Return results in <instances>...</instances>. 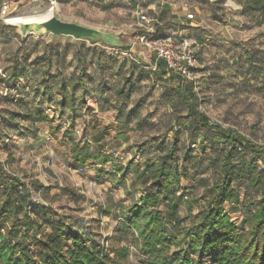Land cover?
Masks as SVG:
<instances>
[{
    "label": "rangeland",
    "instance_id": "obj_1",
    "mask_svg": "<svg viewBox=\"0 0 264 264\" xmlns=\"http://www.w3.org/2000/svg\"><path fill=\"white\" fill-rule=\"evenodd\" d=\"M12 1L13 13L22 10L31 13L38 9L44 11L51 4L50 0ZM138 1L141 6L136 10L130 5V0H115V7L108 9H102L96 2H57V9L67 18L124 32L133 41L130 50L104 48L88 42L79 45L63 41L50 43L47 38L35 35L24 39L16 25L0 19L1 65L12 69L14 65H22L25 57L30 62L43 55L38 62L43 70L48 60L46 55L49 54L50 73H55L50 93L41 85L33 96L34 100L43 101L54 120L42 123L41 136L34 138L26 122L22 120L19 127L15 123H8L2 116L0 158L8 169L30 183L34 198L53 205L61 213L82 217L108 249L129 246L132 264H152L139 253L132 241L135 231L131 228L123 230L119 223L118 205L130 202L124 187H114L107 174L103 176V181L97 180V168L103 167L101 164L93 162L83 167H74L71 145L64 136V130L67 127L77 139H88L95 148L97 143L91 139L100 132L103 135L101 145L115 155L116 162H128L130 159L143 160L144 155L139 151V146L144 145L146 153H149V138L152 135L172 141L174 130L182 129L179 135L180 163L189 167L190 175L184 178L180 193L198 198V202L193 205L194 212H197L210 195L205 186L220 178V172L208 164L207 156L213 155L211 141L203 138L201 129H192V121L183 104L179 103L175 107L161 96L166 85L174 83V80L167 77L155 81L157 70L153 65L156 54L139 37L144 30L139 13L146 12L150 19L146 24L151 25L160 18L156 10L151 11L153 8L142 6L155 2L170 6L166 9L167 17L163 19L167 30L178 31L189 40L193 39L200 47V83L196 90L201 99V108L214 120L223 122L225 126L239 128L252 140L263 145L260 152L249 151L246 154L261 169H264V79L253 76L246 48L264 51V24L257 25L250 15L243 14L242 6L236 0ZM201 35L206 36L200 39ZM81 50L85 51L86 71L84 82L76 89L78 107L74 114L72 109L62 110L57 104L61 95L58 64L64 66L67 74L74 73L77 76L83 65L77 54ZM101 50L111 52L102 55ZM27 52L29 54L25 56ZM15 69L20 70L19 67ZM133 71L138 81L124 105L126 111L136 106L148 117L150 123L142 129L137 128L136 118H132L126 128H120L117 110L109 106V103L121 104L124 101L115 89ZM42 77V72H39L30 83L36 85ZM112 164L110 162L104 167L110 169ZM35 179H40L49 188H37ZM236 186L241 195L240 203H226L225 207L237 224L242 225L245 203L258 197V193L248 180L237 181ZM111 205L112 210L106 212L105 207ZM72 241L70 239L69 243ZM111 254L114 255V252L111 251Z\"/></svg>",
    "mask_w": 264,
    "mask_h": 264
},
{
    "label": "trees",
    "instance_id": "obj_2",
    "mask_svg": "<svg viewBox=\"0 0 264 264\" xmlns=\"http://www.w3.org/2000/svg\"><path fill=\"white\" fill-rule=\"evenodd\" d=\"M236 1L242 6L243 14L250 15L257 25L264 24V0ZM166 25L157 20L155 37L172 32ZM56 49L59 50V46ZM100 52L103 55L111 51ZM77 54L83 62L77 76L67 74L64 66L58 64L61 95L57 104L62 110L72 109L74 114L78 107L76 89L84 82L86 71L85 51H77ZM246 55L253 76L264 79V51L246 48ZM42 56L30 62L25 57L22 65H14L12 69L6 67L11 83L18 87L15 77L26 75L33 80L35 74L42 72L43 77L36 85H28L31 91L36 89L33 90L34 95L41 85L49 94L55 73H50L49 54L41 70L38 62ZM18 67L20 70L15 69ZM156 70L155 81L167 77L174 80V83L166 85L161 96L175 107L183 104L192 121V129H201L203 138L211 141L213 155L207 156L208 164L220 172V178L205 186L210 192L205 205L194 212L193 205L198 198L180 193L184 178L190 175L189 167L180 163V128L174 130L172 141L152 135L149 153H146L144 145H140L139 151L144 155L142 161L116 162L115 155L101 145L103 135L100 132L91 139L97 143L95 148L88 139H77L66 127L64 136L71 145L72 165L101 164L103 167L97 168V180L103 181L107 174L114 187H124L130 202L116 203L120 211L119 223L123 230L131 228L135 231L132 241L150 263L264 264V169L246 156L249 151L260 152L263 145L239 128L214 120L201 108L196 90L200 77L197 85L169 69L164 60L158 62ZM137 78L134 71L127 75L123 84L115 89L124 101L121 104L109 103L117 110L120 128L129 126L132 118H136L137 128L142 129L150 123L138 107L133 106L126 111L124 105L135 89ZM30 103L21 96L16 101L11 96L7 97L8 106L4 108L7 114L3 118L19 127L22 120L27 121L29 132L37 138L41 124L54 118L43 101H37L36 105ZM72 119L74 122V117ZM110 162H113L110 169L104 167ZM244 180L257 189L258 197L245 203L244 223L239 225L225 204L240 203L236 182ZM34 183L37 188H49L40 179H35ZM112 208V205L106 206L105 211L110 212ZM96 235L82 217L61 213L53 205L34 198L30 183L8 169L0 158V264H132L129 246L110 250ZM70 239L72 243H69Z\"/></svg>",
    "mask_w": 264,
    "mask_h": 264
},
{
    "label": "built area",
    "instance_id": "obj_3",
    "mask_svg": "<svg viewBox=\"0 0 264 264\" xmlns=\"http://www.w3.org/2000/svg\"><path fill=\"white\" fill-rule=\"evenodd\" d=\"M12 8V0H0V19L5 23L11 19ZM139 19L144 26V30L139 35L140 39L155 50L156 60L153 68L156 69L158 62L164 60L169 69L176 71L188 80L195 81L198 85L201 66L200 47L178 31H172L163 37H155L157 21L147 25L146 23L150 19L146 12L139 13ZM9 96L16 101L20 96L19 89L11 83L9 71L0 64V120L3 116L6 98Z\"/></svg>",
    "mask_w": 264,
    "mask_h": 264
},
{
    "label": "water",
    "instance_id": "obj_4",
    "mask_svg": "<svg viewBox=\"0 0 264 264\" xmlns=\"http://www.w3.org/2000/svg\"><path fill=\"white\" fill-rule=\"evenodd\" d=\"M7 24L16 25L24 39L35 35L47 38L50 43L63 41L79 45L82 42H88L90 45L119 50H130L133 47V41L124 32L67 18L59 12L57 7H53L42 17L16 22L9 19Z\"/></svg>",
    "mask_w": 264,
    "mask_h": 264
},
{
    "label": "crops",
    "instance_id": "obj_5",
    "mask_svg": "<svg viewBox=\"0 0 264 264\" xmlns=\"http://www.w3.org/2000/svg\"><path fill=\"white\" fill-rule=\"evenodd\" d=\"M78 1L79 2H84V3H89V4L93 3V2L94 3L96 2L97 4L100 5V7L102 9H108V8L115 7V3H114L115 0H57L58 3H62V4H64V3L71 4V3L78 2ZM130 5L136 10L138 7L141 6V3L138 0H130ZM168 7H170V6H165L163 4H159V3H156V2L155 3H150V4H144L142 6V8H148V9L153 8V9H151V11H155L156 10V13H157V15L160 18L159 21H161V22H163V19L167 17V15H166L167 14V10L166 9ZM184 8H185V6H184ZM180 26L185 27L184 25H181V24H180ZM183 29L185 30L186 28H183ZM205 36L206 35H201L200 39L205 38ZM15 81L18 84L21 98L23 97L26 101L31 102L30 103L31 105H36L37 104V100H34V98H33L34 93H33V91H31V86L28 85L31 82L30 77L26 76V75H20L18 77H15ZM16 107L19 108V106H16ZM5 113L6 112L4 110L3 115H5ZM24 122H26V124L28 125L27 121H24ZM41 134L42 133H40V131H39L38 137L41 136Z\"/></svg>",
    "mask_w": 264,
    "mask_h": 264
},
{
    "label": "bare ground",
    "instance_id": "obj_6",
    "mask_svg": "<svg viewBox=\"0 0 264 264\" xmlns=\"http://www.w3.org/2000/svg\"><path fill=\"white\" fill-rule=\"evenodd\" d=\"M59 6L56 0L51 1V4H48L46 6V10L42 11V10H35V13H31L30 11H23L22 12H18V13H13L10 15L11 17V21H22V20H27V19H35V18H39L44 16L47 11L51 10L53 7H57ZM36 9V8H35Z\"/></svg>",
    "mask_w": 264,
    "mask_h": 264
}]
</instances>
